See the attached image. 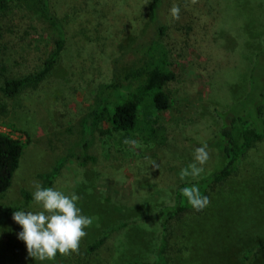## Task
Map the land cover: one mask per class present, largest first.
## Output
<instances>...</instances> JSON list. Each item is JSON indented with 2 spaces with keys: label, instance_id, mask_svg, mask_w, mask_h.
Listing matches in <instances>:
<instances>
[{
  "label": "rangeland",
  "instance_id": "rangeland-1",
  "mask_svg": "<svg viewBox=\"0 0 264 264\" xmlns=\"http://www.w3.org/2000/svg\"><path fill=\"white\" fill-rule=\"evenodd\" d=\"M198 1L161 0L157 16L164 32L157 36L148 19L149 0H97L88 5L82 0H48L65 32L57 62L37 86H26L14 97L0 91V132L23 143L11 185L0 194V264H245V252L264 244V139L245 151L200 214L184 215L166 230L154 217L173 202L179 183L195 180L180 179L181 170L194 162L196 149L184 145L186 139H212L222 124L219 111L252 119L261 104L259 118L264 119V99L259 97L264 50L252 69L254 54L263 44L257 38L264 29V0ZM200 2L222 11L218 29L228 35L203 41V21L192 8ZM174 4L179 19L170 15ZM5 29L16 35L2 39ZM57 37L39 0H16L0 11V86L37 70ZM151 41L158 46L154 57L162 54L175 73L165 85L169 108L154 112L156 137H149L142 125L110 133L108 123H97L92 159L77 168L70 158L52 184L65 195L76 193L77 206L93 223L85 229L77 253L35 260L18 238L22 228L7 209L24 206L23 193L32 198L34 183L42 185L41 175L80 142L84 117L103 86L115 84L114 96L125 93L131 70L150 58L141 46ZM218 43L226 57L205 50L207 44L215 48ZM251 119L247 125H254ZM208 151L210 158L196 179L225 163L218 147ZM38 210L32 200L23 211ZM110 230L101 246L86 251ZM247 264H264V248Z\"/></svg>",
  "mask_w": 264,
  "mask_h": 264
},
{
  "label": "trees",
  "instance_id": "trees-1",
  "mask_svg": "<svg viewBox=\"0 0 264 264\" xmlns=\"http://www.w3.org/2000/svg\"><path fill=\"white\" fill-rule=\"evenodd\" d=\"M16 0H0V11L5 10L8 5ZM46 16L55 25L58 37L54 43V49L44 58L41 66L28 74L22 75L17 78H10L3 81L0 86V91L7 97H14L26 86H37L42 82L46 75L53 68L58 60L61 50L65 42V32L62 25L50 12L48 0H39ZM84 4H96L97 0H82ZM161 0H149L147 4L148 19L153 24L156 35L160 36L164 32V27L158 20L157 9ZM16 32L5 29L1 32V38L6 40L15 36ZM142 49L150 56V58L143 63V65L131 70L127 79L129 85L126 87L125 93H117L114 96L112 88L115 84L105 85L102 87L97 99L89 108L87 115L84 117L83 136L80 142L72 147L69 152L59 157L51 167V169L43 173L41 178L43 180V187H52L54 180L59 175L61 169L69 163V159L73 158V165L77 168L86 165L88 160L92 159L89 151L94 139V128L98 122L105 121L108 123V132H130L137 129L142 125V129L149 137H156L155 128L152 126L156 119L154 112H162L169 108L170 99L169 94L165 89V85L175 79V73L169 69L168 63L165 61L162 54L154 57L158 50V46L151 41L143 46ZM264 50V38L261 49L255 54L254 66H257L258 59L261 58V53ZM264 68V63H263ZM254 74L250 71L249 74V91L254 85ZM262 84L259 91V97L263 98L264 95V75L262 77ZM248 91V92H249ZM110 93L107 97L105 93ZM261 104H257V114L254 118L243 117L242 115H230L225 112L217 111L218 115L221 113L223 120L217 134L205 142H195L191 139H186L184 145L189 147H200L207 144L208 147H218L221 155L225 158V163L211 171L208 175L190 181H184L178 184L174 192V199L171 204L162 206L155 214L154 217L162 221L163 229L170 228L178 218L184 215L200 214L203 210L197 211L187 202V199L182 196L181 189L192 184H197L203 196L209 198L210 193L218 183L228 178L235 170L241 156L246 150L254 146L256 143L264 139V119L259 118L261 112ZM252 120L254 125H247L248 119ZM245 119V120H244ZM247 119V120H246ZM23 152V143L8 133L0 132V194L8 190L11 185V180L15 170L19 166L21 155ZM26 203L20 207H9L7 213H13L17 210H24L28 204L33 200L28 193L24 192ZM123 224L113 227L115 230ZM107 231L101 235L93 243L89 244L86 248L87 252H92L105 241L108 234ZM264 244L254 246L245 252L246 263L249 259L254 257ZM137 264V261L126 263ZM153 264V263H148Z\"/></svg>",
  "mask_w": 264,
  "mask_h": 264
},
{
  "label": "clouds",
  "instance_id": "clouds-1",
  "mask_svg": "<svg viewBox=\"0 0 264 264\" xmlns=\"http://www.w3.org/2000/svg\"><path fill=\"white\" fill-rule=\"evenodd\" d=\"M179 13V7L174 4L170 15L179 19ZM209 158L207 144L197 147L194 162L181 170L180 179L200 177L204 172L203 165ZM181 194L197 211L203 210L210 203L209 198L201 194L197 184L184 187ZM32 199L39 206L38 211L17 210L12 217L22 228L18 238L25 243L28 255L35 260L51 261L58 253L62 256L77 253L80 242L87 235L85 229L93 223V219L83 215L77 206L80 197L76 193L65 195L54 187H43L35 182Z\"/></svg>",
  "mask_w": 264,
  "mask_h": 264
},
{
  "label": "crops",
  "instance_id": "crops-1",
  "mask_svg": "<svg viewBox=\"0 0 264 264\" xmlns=\"http://www.w3.org/2000/svg\"><path fill=\"white\" fill-rule=\"evenodd\" d=\"M200 1V0H199ZM199 1L197 3H199ZM202 2V1H201ZM198 5H194L192 6L193 9L197 10V18L199 21H203V24L201 26H203L204 28V37H203V41L204 42H212L213 39L211 38V36H220L222 37L228 34L224 35L225 31H219L218 27H221L222 25L219 24L221 18H222V11L220 9H217L216 11H211L209 6H207V2L205 3H201ZM215 3H218V1H213ZM205 4V5H203ZM191 8V9H192ZM260 36L258 34V42L263 41L264 38V29L260 32ZM220 40L222 41L223 39L220 38ZM213 45H208L207 44V48L205 50H212L211 52H214L211 56L214 57H226V55L223 54L224 50H222V48L220 47L221 44L218 43L217 46L215 48L212 47ZM215 50V51H213ZM218 54V56H215L214 54L216 53ZM253 55V54H252ZM255 56V54H254Z\"/></svg>",
  "mask_w": 264,
  "mask_h": 264
}]
</instances>
